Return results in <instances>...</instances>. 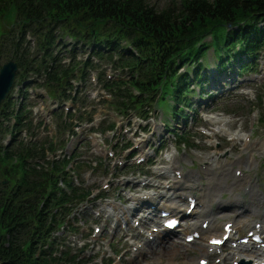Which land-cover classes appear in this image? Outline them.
<instances>
[{
  "label": "rangeland",
  "instance_id": "1",
  "mask_svg": "<svg viewBox=\"0 0 264 264\" xmlns=\"http://www.w3.org/2000/svg\"><path fill=\"white\" fill-rule=\"evenodd\" d=\"M173 2L174 5H178L180 0H148V3L158 10ZM11 27V20L4 19L0 24V35H6L9 29L12 31ZM27 38L30 42V49L26 50L24 55H27L31 61L35 60V64L38 65L41 59V51L37 50L34 39L30 36H27ZM64 40L69 42L67 38H64ZM207 46L208 49L202 55L203 65L210 66L211 63H214L211 66L218 65L219 49L217 39L214 37L213 40H208ZM70 48L71 46L68 43L62 47L57 46L54 49V59H57L56 55L58 53L60 55L58 60L63 62L64 66H71L78 62V67H80L83 65L82 62L90 57L88 53L79 51L78 48ZM7 50L9 51L0 55V65L12 55V49ZM91 59L95 61L93 57ZM43 66L44 63L41 64V67ZM102 67L105 69L104 76L107 78L108 76L113 78L115 73L118 72L110 64L104 63ZM28 69L29 71L25 73L24 80L32 76L29 78L30 82L26 84V87L23 84V79L22 83H17L11 91L12 95L10 94L9 99L12 103L9 106L11 110H17L21 104L20 102L24 101L22 103L23 109L27 110L25 121L28 120V123L17 125L20 129L17 134L18 140L24 141L22 145L24 149H27L26 143L32 141V144L35 145L44 144L47 147L54 148L55 154L58 156H64L65 150L74 140L75 152L73 158L75 159L72 162L81 161L77 169L81 174L80 184L84 186V189L92 192L89 200L80 203L76 208L74 212L76 218L71 219L70 217L67 221L74 229L70 230L66 225L62 230L55 233V252L68 251L70 254H74L75 260L71 264H167L164 249L161 246L159 247V244L156 246L151 242L154 245L153 247L156 248L154 253L146 252V245L139 244L147 242L146 230L156 225L154 220H158L157 212L153 211V221H147L146 224L141 226H133L130 221L132 218H137V212L146 211L142 205L138 204L136 208L138 210H131L125 216L128 221L123 220V215L120 217L122 220H116L114 214L113 216H107L106 210L102 207L104 205V208L108 207L107 203L109 204L114 198H119L123 203L129 205L130 201L126 199L125 195L128 191L131 193H137L141 190L153 191L156 194L155 199L161 201L162 198L160 199L157 193L159 191L163 193V188L155 190V187L152 186L143 187L138 183V178L142 179L144 176H148L150 184H160V186L165 181L167 183L169 179L167 174H171L170 171L168 170L169 172L161 177L159 175L161 170L158 171V168L167 165L168 162L163 157V153L166 150L169 151L171 147H175L180 154L184 155L178 162L181 172L186 170L187 162L192 163L190 168H195L196 174L201 177L200 181H195V184L201 182L202 190L206 189V195L204 194L205 190L202 191L199 187L195 188L194 186L185 189V193L193 194L196 197L201 196L202 198L200 197L199 200L206 202V204L209 202L207 205L212 212L224 211L223 214L228 213V216H232L236 210H242V216L250 219L251 224L243 227L240 230L241 233H244L249 227L252 228L254 222H262L264 219V204L260 203L261 198H264V193L260 191L264 192V60L261 58H259V64L254 70L243 72L238 76L240 82L235 81L232 84L226 82V88L223 92L217 93V89L213 87L210 89L207 85L202 97L209 98V100L198 105L199 109L195 114H192L194 117L192 123L187 115H183L187 118L184 121L185 126L182 124V120L170 122L171 127L175 128V124H177L180 128H176L174 133L169 131L173 135L158 154L155 149H149L148 146L151 143L152 136L150 132L153 127L148 123H152L156 118L152 117L151 113L149 119L142 120L141 123L143 124L139 126L138 122L136 123V115L127 116L126 118L121 116L119 109L113 103L114 101L109 103L110 97L105 95L106 92L103 90L101 82L98 81V70L96 72L89 71V76L84 82L79 83L80 81L77 79L69 80V84L72 86V95L75 96L74 92L77 90L75 92L77 97L75 100L69 99L67 101L73 103L72 107L69 106V110L66 109V105H63L58 108V113L55 108L50 111V103H54L55 100H46L48 94L47 88L43 84V74L40 75L41 72H39L34 80L35 72L29 66ZM104 76L100 79L101 81ZM230 86L234 87L227 90V87ZM193 90L196 91L194 85ZM196 95L189 94L184 98H180L179 101L182 106L183 104L190 106L192 104L191 99L197 98ZM56 101L61 104L59 99ZM174 104V97L171 92L159 97L154 103L155 109L162 113L163 121L167 125L170 118L173 120L170 115L175 109ZM177 110L185 114L182 108H177ZM203 114H207L205 118L202 116ZM209 114L221 119L226 118V120H210L208 119ZM14 120L13 117H9L7 121L1 118L0 122L6 124L7 129H11ZM129 120H132L131 124H129ZM70 122L72 123L71 130L65 125ZM113 123L115 127L107 130ZM78 125H81L80 129H77L76 126ZM86 126L88 127L83 129ZM201 128L207 130L209 135L202 133ZM124 129H126V132L123 131ZM160 129L156 127L158 133L161 132ZM175 131L178 135H184L190 144L185 143L183 140L177 142ZM8 133L4 131L0 137V144L4 146L8 144ZM232 136H235L234 140L231 139ZM248 136H250L252 143L245 147L247 144L244 146V141ZM159 139L160 137L156 136L154 141L156 142ZM163 139L165 140V138H162L160 141ZM93 140L98 142L102 153L95 150ZM136 142L140 144L139 149H135L133 145ZM253 142H256V144H253ZM106 150H109V152L114 151L115 155L114 152V156L106 155ZM131 150L134 151L135 155L130 154L133 157L128 159L130 155L126 156V154ZM147 151L152 154L151 158ZM142 152L148 153L146 167L134 165L133 163L134 158ZM251 153L254 155L255 160L253 164L246 161ZM166 156L168 157V154ZM53 157H55L53 154L47 153V158L51 159ZM120 159H127L124 165L116 164V161ZM86 165L89 166L86 167ZM213 166L217 168L215 170L218 173L216 179L212 174V171H214ZM168 167L172 166L169 165ZM233 168H240L245 175L251 177L254 184L250 186L249 190L244 186L242 180L236 183L237 178L235 177L237 175L234 174ZM120 180L129 181L126 183V187L122 185V188L125 189L124 192L122 190L118 191L121 183L117 184V182ZM183 181L190 182L186 177ZM108 182L111 185L104 188L103 185ZM209 186L213 188L210 189ZM207 189L210 191H207ZM116 191L119 193L118 196H115ZM165 192L168 195L171 193L168 190H165ZM232 199L238 201H230ZM178 200L184 201V198L179 197ZM147 208L151 209L149 206ZM144 214L146 213L144 212ZM219 215L222 214L219 213ZM218 219L222 222L224 219L231 218L218 217ZM185 221L187 222L188 218ZM94 226H98L100 231L93 233ZM197 226L199 227V220ZM178 240H182V236ZM202 243L201 240L190 244L185 242V247H183L186 248L185 251L177 243L175 246L179 252L174 255L172 264H185L187 259L193 261V264H199L200 258L206 259L205 264H231L230 258H221V253L227 254L231 250L229 245H223L218 247L215 252L206 254L203 253L205 247L202 246ZM138 245L143 249H137ZM256 258L263 257L256 256ZM218 259H220L219 262H216Z\"/></svg>",
  "mask_w": 264,
  "mask_h": 264
},
{
  "label": "trees",
  "instance_id": "2",
  "mask_svg": "<svg viewBox=\"0 0 264 264\" xmlns=\"http://www.w3.org/2000/svg\"><path fill=\"white\" fill-rule=\"evenodd\" d=\"M4 19L11 20L12 31L0 35V55L12 49L20 71H29V66L41 72L44 86L61 99L75 100L68 92L69 80L84 79V67L96 70L104 62L120 70L125 78L106 81L103 87L121 113L133 110L147 116L160 92H171L175 103L192 92L188 72L179 73L178 67L202 57L209 35L218 41L217 67L226 68L233 59L245 71L257 63L259 54L264 60V0H180L159 10L148 0H0V24ZM27 36L41 51L38 65L24 55L30 49ZM64 36L70 37L73 49L89 48L90 58L81 68L54 59ZM7 105L1 112L4 119L11 114ZM22 113L16 112L17 123ZM177 113L175 107L172 114ZM15 129L0 133L9 131L14 137ZM13 146L0 144V178L7 180L0 183V264H71L75 256L56 253L53 234L69 213L64 203L84 195H68L56 185L59 175L51 170L58 171L56 165L37 170L26 161L38 152L24 150L17 141Z\"/></svg>",
  "mask_w": 264,
  "mask_h": 264
},
{
  "label": "bare ground",
  "instance_id": "3",
  "mask_svg": "<svg viewBox=\"0 0 264 264\" xmlns=\"http://www.w3.org/2000/svg\"><path fill=\"white\" fill-rule=\"evenodd\" d=\"M209 88H211L210 85H209ZM208 119H210V120H218L219 119V120H222V121L226 120V118H222L221 119L219 117H216L215 115H208ZM230 135H232V134H230ZM234 138L235 137H233V140H234ZM251 143L252 142H251L250 139L246 140V141H244V146L247 144L245 146V147H247V146L251 145ZM253 144H256V142H253ZM96 149L99 150L98 147ZM246 161H248L250 164H253L255 162L254 155L252 153L249 154V156L247 157ZM173 162H177V159L174 158ZM165 169H167L169 171L171 169L173 171L174 166H172L170 168L168 167V168H165ZM212 169L214 170V171H212L213 172L212 174L214 176V179H216L215 177H218V173L215 172V170L217 168H216V166H213ZM160 175L161 176H165V174H160ZM188 178L191 181V183H193V184H195V181H199V177L197 175H195V174L189 175ZM235 178H237L236 183L239 182L240 180H242V182L244 183V186H246L248 188V190H249V188H251L250 186L254 184L253 181L251 180V177H249L248 175H245L244 173H242V171ZM169 184H170V187L173 188L174 190L180 189L179 186L183 185L182 181L179 180V178H175V176H173L172 179L169 182H167V185H169ZM196 185H198L200 187L201 183L200 182L196 183ZM211 187L212 186H209L210 189L213 188V187L212 188ZM220 187H222V186H220ZM208 189H207V191H210ZM223 189H225V188H223ZM204 190H205L204 194L206 195V189H204ZM173 193L176 194V195H180V194L183 195V193L179 192V191H177V192L175 191ZM144 196H145V198L147 200L142 201V200H144ZM154 197H155L154 194H151L149 192H144V194H142V195H138V196L132 195L131 199H132L133 203H136L137 205L139 204V205L143 206L145 204L149 205V203H145L147 201H149L151 203L150 205L156 204L157 202L155 201ZM168 198H170V197H168ZM199 198H198V201H197L198 204L193 207V210L191 212V214H193L195 216L194 217L195 220H193V221H191L189 223H184L183 222V223L179 224L176 228H174L175 232H177L176 237L179 238V235H178L179 233L183 234L182 235V240L183 241L178 240V238H176L174 240H170V242H168L169 240L168 241H162V242H165V243H163V245H159V246H162L163 249H164L163 252H165V257H166L165 259H167V262H166L167 264H172L174 255H176V253L179 252L178 248H176V246H175L177 243H178L179 247H182V248L185 247V245L183 244V242H185L184 241V237H185L186 234L189 233L190 230L196 228V222L199 219L198 217H199L200 213L201 214L203 213L205 215L204 219H207V221H208L207 226L205 227V229H203V227L200 228V231H199L200 232V236L198 237V239L203 241L202 246L205 247V250L203 251V253H206V254L207 253L209 254L211 252H215L214 246L212 244H210L208 242V240L210 238H212V237H216V236L219 237L222 234H224V231L222 230V225H223L224 222H221L218 219V217H228V218L232 217L233 218L232 219L233 220V228L235 230H238V231L241 228H243L244 226L250 225V222H249L250 219H248L245 216H242L243 215L242 211L238 210L232 216H228L229 215L228 213H224L223 214L224 211H221L219 213L222 214V215H219V213H217V212H211L210 211L211 209H209V206L207 205V204H209V202L206 204V202H203L202 200H199ZM237 198H238V194H237ZM185 200H186V197H185ZM230 201H236L237 202V200H235V199L234 200L232 199ZM260 203L264 204V198L263 197L261 198ZM109 204L114 206V207H116V204L113 201H111ZM186 204H187V201H186ZM137 205H135L134 208H133L132 205H127V206L125 205L123 207H119L117 209V215H116L117 220H122L120 217H122V215H123L122 218H124L123 220L126 221L127 217H125V216H127L131 212V209L132 210L136 209ZM164 206L167 209H169L170 211L174 212V213H177V212L180 211V205L179 204L178 205L164 204ZM185 208H186V206L183 208V211L185 210ZM136 210H138V209H136ZM148 216L152 217L151 214H149ZM141 217H143V215H141ZM141 217H140V220L137 221L139 225L146 224L147 221H149L151 219V218L145 217V219H147V220H144V219L141 220ZM138 219H139V217H138ZM229 221L225 222V223L226 224L229 223V225L232 224V222H229ZM262 222H264V219L262 220ZM262 231L264 233V224H263V227H262ZM161 232L162 231H159V232H156V233L153 234L154 235V240L156 241V246H157V240L160 238ZM195 241L196 240L193 239L192 242H190V243H194ZM144 243H145L144 245H146V252L154 253V250L156 248H154V249L152 248L154 245L151 244V242H149V239L147 240V242H144ZM251 245H253V246L239 243V245L237 247H233V249L231 251H229L227 254L221 253V258H226L227 257V258H230V260H231L230 263L241 264L240 263L241 260H247V259L248 260L249 259L253 260V259L256 258V256L264 257V249L259 248V249H257V251H255L256 248L254 247V244L252 243ZM138 248L141 249V250L143 249L142 247H139V246H138ZM185 250H186V248H183V251H185ZM249 261H251V260H249ZM185 264H193V261L187 259L185 261Z\"/></svg>",
  "mask_w": 264,
  "mask_h": 264
},
{
  "label": "water",
  "instance_id": "4",
  "mask_svg": "<svg viewBox=\"0 0 264 264\" xmlns=\"http://www.w3.org/2000/svg\"><path fill=\"white\" fill-rule=\"evenodd\" d=\"M17 65L13 60H9L0 68V103L3 101L14 82Z\"/></svg>",
  "mask_w": 264,
  "mask_h": 264
},
{
  "label": "snow or ice",
  "instance_id": "5",
  "mask_svg": "<svg viewBox=\"0 0 264 264\" xmlns=\"http://www.w3.org/2000/svg\"><path fill=\"white\" fill-rule=\"evenodd\" d=\"M217 243L219 242V241H216Z\"/></svg>",
  "mask_w": 264,
  "mask_h": 264
}]
</instances>
